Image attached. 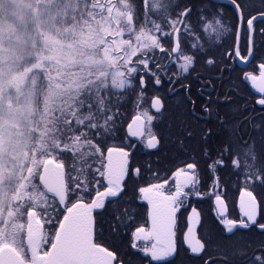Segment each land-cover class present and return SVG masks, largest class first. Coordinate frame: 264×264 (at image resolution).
I'll return each mask as SVG.
<instances>
[{
	"label": "snow or ice",
	"instance_id": "1",
	"mask_svg": "<svg viewBox=\"0 0 264 264\" xmlns=\"http://www.w3.org/2000/svg\"><path fill=\"white\" fill-rule=\"evenodd\" d=\"M225 15L228 39L189 43ZM46 22L67 51L48 44L37 55L48 99L22 205L30 235L24 248L0 234V264H135L133 255L139 264H264V0H171L159 10L153 0H50ZM202 60L254 66L238 79L260 93L258 138L247 121L238 130L222 116L219 99L188 95L186 74ZM162 89L182 98L170 109ZM129 93L138 111L122 120ZM165 151L172 168L145 159ZM228 173L245 186L235 219L220 191ZM204 196L218 206L211 220L195 207L188 214Z\"/></svg>",
	"mask_w": 264,
	"mask_h": 264
},
{
	"label": "trees",
	"instance_id": "2",
	"mask_svg": "<svg viewBox=\"0 0 264 264\" xmlns=\"http://www.w3.org/2000/svg\"><path fill=\"white\" fill-rule=\"evenodd\" d=\"M176 2L183 3L185 0H176ZM15 3V0H0V45H3L1 46L3 50L0 52V135L8 130L16 144L25 145L28 148V154L20 155V159L16 161L17 164H14L16 172L12 177L5 206L13 214L8 217L9 223L2 229L3 234H11L17 243V237L25 236L26 222L22 221L26 218L22 205L29 201L24 197L28 195L27 188L35 181V177L30 175V166L38 154L40 137L34 128L42 126V113L45 101L48 99L45 75L36 70L37 55H43L48 44H54L58 55L64 54L67 49L62 43L66 38L61 36L60 41H55V36L52 35L50 26L46 22L50 0H25V4L20 5L19 8H16ZM136 3L139 5L141 0H136ZM165 3L170 4L171 0H153L158 10ZM141 22H143L142 15L137 23ZM45 36H48L47 41ZM167 62L165 60L164 64L167 65ZM166 71L170 75L169 68ZM158 94L165 98L170 106L169 93L162 89ZM28 96L31 98L32 109L28 110V114L23 111L24 114L15 122L10 121L11 107H14L13 109L19 114L25 107V99ZM120 99L124 103V108L121 109L122 120L128 119L130 115L138 111L137 100L133 94L129 93L128 96ZM163 154L168 156L167 153L163 152ZM164 161L167 165L162 167L169 168L168 162L171 163V161L168 159Z\"/></svg>",
	"mask_w": 264,
	"mask_h": 264
},
{
	"label": "flooded vegetation",
	"instance_id": "3",
	"mask_svg": "<svg viewBox=\"0 0 264 264\" xmlns=\"http://www.w3.org/2000/svg\"><path fill=\"white\" fill-rule=\"evenodd\" d=\"M208 2L209 0H195V3L201 6L207 5ZM215 2L221 7H226L227 5V0H215ZM219 20L220 24L218 27L215 24V21L211 22L213 28H216V32H213L210 29L207 35L201 34L199 39L189 40V43H194L198 47L202 44L205 48H208L210 43L222 42L223 40L228 39L229 24L231 20L230 15L220 17ZM232 67H235L236 71L232 72L227 70ZM253 70L254 66L252 64L247 66L242 64L221 65L220 68L217 69L213 65H207L202 60L200 63L195 65V71L190 70V72L186 74L188 78L185 80V85L190 89L188 95H190L191 99L195 100L198 104L201 103V101L208 99H219V109L221 111V115L223 116L227 113L229 116L236 119L239 122L236 125L238 130L240 129L241 124H244V122L247 121V123L244 124L245 130L249 135H255L258 138L261 128L260 114L259 112L251 111V106L254 99H259L260 93L251 84V82L245 81L241 83L240 79H238L242 73ZM169 71V76H172L173 73L180 76L178 67L169 66ZM237 85H239V87H236ZM177 88L183 93V89L180 85H177ZM230 91L236 93V95L229 98L233 101V103H224L225 94ZM169 96L171 109L182 97H177L172 94H169ZM245 107L249 108L247 113H244ZM167 123H170V121L166 122V124ZM166 124H162V127L166 126ZM132 139L134 140L135 138ZM164 153L169 155L167 151ZM165 157L166 156L162 153L160 155L145 156V159L149 161H159L161 166L163 165L166 167L167 163L164 161ZM171 163L168 162L169 168L173 167V164ZM176 164L179 165V161H176ZM168 178L171 186L172 177L169 176ZM225 179L227 180V183L221 184L220 191L227 205L228 218L235 219L240 214L239 203L241 195L244 191V188H241L240 186H245L242 182V178L237 180L235 177L231 176L230 173L226 174ZM112 207H116V205H113ZM192 207H195L201 213L202 218L207 217L209 220L217 214L218 208V206L215 205L214 200H209L207 196L202 198H193L188 208V214H190ZM29 235V225L26 223L25 236L23 238L17 237V244L26 248ZM131 259L135 262V264H139V256L133 255ZM145 264H147V261H145Z\"/></svg>",
	"mask_w": 264,
	"mask_h": 264
},
{
	"label": "rangeland",
	"instance_id": "4",
	"mask_svg": "<svg viewBox=\"0 0 264 264\" xmlns=\"http://www.w3.org/2000/svg\"><path fill=\"white\" fill-rule=\"evenodd\" d=\"M15 2L17 6L16 8H19L20 5L23 6L25 4V0H15ZM1 46L3 45H0V52L3 50ZM30 101L31 98H29L28 96L25 99V107L21 109V112L19 114H17L16 110L13 109L14 107H11L10 121L13 120L15 122L17 119H19L24 114L23 111H26V113L28 114V110L32 109V104ZM29 105L31 106L28 108ZM27 149L28 148L25 145L16 144L14 138H12L11 136L10 131L6 130L3 134L0 135V233L2 234L4 231L2 229L6 226L5 224L9 223L8 217L13 214L12 211L8 208L6 209L5 206L12 177H14L16 172V166H14V164L18 159H20V155L28 154Z\"/></svg>",
	"mask_w": 264,
	"mask_h": 264
}]
</instances>
